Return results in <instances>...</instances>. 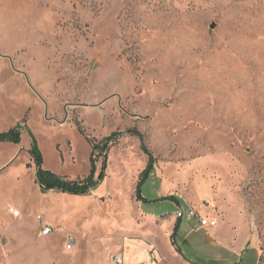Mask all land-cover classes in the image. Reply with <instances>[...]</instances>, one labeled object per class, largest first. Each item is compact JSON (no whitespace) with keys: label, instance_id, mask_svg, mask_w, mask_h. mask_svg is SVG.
I'll return each mask as SVG.
<instances>
[{"label":"rangeland","instance_id":"rangeland-1","mask_svg":"<svg viewBox=\"0 0 264 264\" xmlns=\"http://www.w3.org/2000/svg\"><path fill=\"white\" fill-rule=\"evenodd\" d=\"M17 126L18 143L0 142V264H112L156 226L144 210L189 205L249 244L209 264H264V0H0V133ZM112 133L95 188L36 182L31 135L42 168L83 179L91 145ZM141 143L154 159L144 204ZM166 188L177 202L161 200Z\"/></svg>","mask_w":264,"mask_h":264},{"label":"crops","instance_id":"crops-1","mask_svg":"<svg viewBox=\"0 0 264 264\" xmlns=\"http://www.w3.org/2000/svg\"><path fill=\"white\" fill-rule=\"evenodd\" d=\"M168 192L169 188H166V190L161 193L160 198H166L167 196L172 195L168 194ZM157 196L159 197V195ZM141 197L142 199L138 201L144 204L147 200L142 196V193ZM174 202H177L176 196H174ZM193 207L189 205L188 209L193 208L201 213L198 206L193 205ZM143 213L147 219L154 221L156 226H153L149 232H142L139 234L137 239H126L123 242V246L114 252H120L126 264H145L147 261L146 250L150 246H153V244L158 247L157 243L159 239H162L166 245V249L163 251L158 247L161 252L166 254V264H173V262L178 264H209V262H215L216 260L223 259L222 256L225 251L228 253L240 254L244 249V246L245 248L249 246L248 242H245L244 239L241 243H236L235 237L229 238L226 232L221 228V223H218V220L215 217L214 218L217 220L215 227L197 228L194 220V226L183 228L180 221L181 218H177L175 214L170 218L165 216H154L149 210H144ZM187 218L192 219L189 216H187ZM175 225L176 229L174 230ZM179 232L182 233V241H187L188 237L191 238L190 242L192 246H190V249L188 248L187 251L191 254L189 259H187L184 255L186 252L185 249H182L175 243V237L179 234ZM124 248H126L125 252L123 250ZM253 249L257 252L255 247H253ZM160 264H162L161 257Z\"/></svg>","mask_w":264,"mask_h":264},{"label":"trees","instance_id":"trees-1","mask_svg":"<svg viewBox=\"0 0 264 264\" xmlns=\"http://www.w3.org/2000/svg\"><path fill=\"white\" fill-rule=\"evenodd\" d=\"M80 133L83 134V130L77 126ZM117 134L112 133L109 136L93 143L91 145V152L89 155L90 169L89 173L83 179H68L66 177L57 175L47 169L42 168V156L40 150L37 146L35 138L31 135V144L29 152L36 165V182L46 190H57L62 193H67L70 195H83L87 193L90 189L95 188L100 181L104 178L105 161L106 157L103 158L100 170L97 172L96 161L100 154L108 151L110 146L114 143ZM139 137L141 138L140 134ZM20 140V132L18 126L12 128L6 132L0 133V142H10L18 143ZM142 151L147 155V163L143 170L140 172L138 181L135 187V196L137 200H141V186L144 181L149 177V175L154 170V159L145 146L141 143ZM170 199L174 201V196L170 195L166 198H161V200ZM176 229V225L174 230Z\"/></svg>","mask_w":264,"mask_h":264},{"label":"built area","instance_id":"built-area-1","mask_svg":"<svg viewBox=\"0 0 264 264\" xmlns=\"http://www.w3.org/2000/svg\"><path fill=\"white\" fill-rule=\"evenodd\" d=\"M185 215L195 220L197 228L215 227L217 224V220L214 217L202 215L193 208H189L187 212L184 209L179 208L175 213V216L177 218H182ZM37 220L41 222V226L39 229V236L41 237L47 236L53 231V227L49 223L45 222L41 215H37ZM75 242L76 241L74 236L72 234H67L65 236L64 249L66 251L73 250L75 247ZM146 254H147V261L145 262V264H160V255L154 246H150L146 250ZM111 263L126 264L120 252H116L111 256Z\"/></svg>","mask_w":264,"mask_h":264},{"label":"bare ground","instance_id":"bare-ground-1","mask_svg":"<svg viewBox=\"0 0 264 264\" xmlns=\"http://www.w3.org/2000/svg\"><path fill=\"white\" fill-rule=\"evenodd\" d=\"M0 153H2V151H0Z\"/></svg>","mask_w":264,"mask_h":264}]
</instances>
